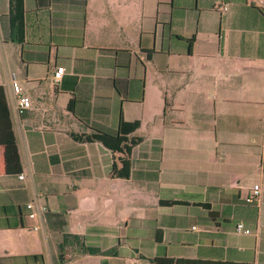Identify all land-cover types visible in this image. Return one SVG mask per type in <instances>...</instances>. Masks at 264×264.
Listing matches in <instances>:
<instances>
[{"label":"crops","instance_id":"crops-1","mask_svg":"<svg viewBox=\"0 0 264 264\" xmlns=\"http://www.w3.org/2000/svg\"><path fill=\"white\" fill-rule=\"evenodd\" d=\"M22 7L16 43L0 0V87L20 164L6 174L0 148V264H264V0ZM17 95L30 100L20 115ZM119 120L139 123L126 179L110 175L116 153L85 140ZM31 200L46 208L41 231Z\"/></svg>","mask_w":264,"mask_h":264},{"label":"trees","instance_id":"trees-1","mask_svg":"<svg viewBox=\"0 0 264 264\" xmlns=\"http://www.w3.org/2000/svg\"><path fill=\"white\" fill-rule=\"evenodd\" d=\"M22 15L23 7L22 0H10V12L8 15V27H9V39L12 42L19 43L22 34ZM191 40L187 42L190 45ZM71 103L67 106L70 107ZM139 127L138 122H123L118 121L117 129L114 134H108L101 131L93 130L89 138L100 143L105 149L111 152V154H117L118 168L112 162L110 175L119 179H126L129 174L130 167V151L141 143L139 138L134 137L135 132ZM0 148L2 150L3 168L6 174H19L20 164L17 149L15 145V139L11 129V123L9 119V111L6 105L5 96L2 87H0ZM160 204L168 206L176 204L173 201L160 202ZM64 245V236L61 244H59V250ZM36 264H43L40 256L31 257ZM151 264H232V263H205L194 262L187 260H177L168 258H153Z\"/></svg>","mask_w":264,"mask_h":264},{"label":"built area","instance_id":"built-area-1","mask_svg":"<svg viewBox=\"0 0 264 264\" xmlns=\"http://www.w3.org/2000/svg\"><path fill=\"white\" fill-rule=\"evenodd\" d=\"M226 5H222L221 7V12L226 11ZM63 68L62 67H56L51 75L50 79L53 84H57L60 82L61 77L63 75ZM14 93H16V89L14 88ZM15 104L13 106V110L17 115L22 114L24 111L29 110L30 108V100L28 97L23 96V95H17L15 96ZM263 141H264V136H263ZM19 179L22 178L21 175L18 176ZM258 195L257 192V186H253L252 188V194L250 197V200H256ZM27 212L26 218L32 222H34V225L31 226V230L34 232L41 231L42 229V224L44 222V214L46 213V208L44 206H40L37 204L35 200H31L25 205ZM236 232H243L242 231V226L237 225L236 226ZM131 264H136V262H133Z\"/></svg>","mask_w":264,"mask_h":264},{"label":"rangeland","instance_id":"rangeland-1","mask_svg":"<svg viewBox=\"0 0 264 264\" xmlns=\"http://www.w3.org/2000/svg\"><path fill=\"white\" fill-rule=\"evenodd\" d=\"M130 185L129 184H126V183H121V185H119V192H123L125 191L126 189L130 190Z\"/></svg>","mask_w":264,"mask_h":264}]
</instances>
